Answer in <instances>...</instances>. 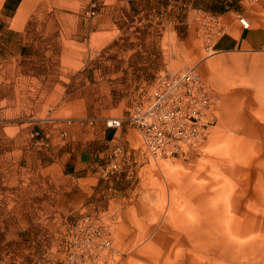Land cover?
I'll return each mask as SVG.
<instances>
[{"label":"rangeland","instance_id":"374dc122","mask_svg":"<svg viewBox=\"0 0 264 264\" xmlns=\"http://www.w3.org/2000/svg\"><path fill=\"white\" fill-rule=\"evenodd\" d=\"M115 1L133 0H28L19 27L15 17L2 21L0 16V264H264V51L212 49L220 35L216 21L224 25L223 33L228 31L226 19L200 8L214 0H160L172 6L166 39L170 63L162 71L132 68L125 73L124 81L108 90L103 106L109 113L99 120L128 117L148 101L157 77L195 67L211 91L216 120L190 159L152 157L138 129L126 122L117 133L124 147L121 166L101 172L113 141L102 158L100 184L72 210L61 166L42 169L36 162L22 163L26 153L20 149L27 139L35 144L41 129L34 104L21 96L20 66L37 65L40 71L54 70L58 63L83 66L86 54L99 45L82 25L99 17L105 2L107 16L123 15L121 4L111 8ZM189 8L203 10L191 15L197 21H187ZM125 22L123 35L103 52L108 60H115L117 48L139 47L132 40L131 21ZM160 34L156 28L144 44L156 68ZM140 76L144 81L138 83ZM133 129L136 138L125 136ZM24 176L43 178L45 203L34 216L27 210V195L15 190L20 185L9 183ZM53 176L60 184L58 207L52 200ZM82 255L88 258L80 263Z\"/></svg>","mask_w":264,"mask_h":264},{"label":"crops","instance_id":"0c3cea01","mask_svg":"<svg viewBox=\"0 0 264 264\" xmlns=\"http://www.w3.org/2000/svg\"><path fill=\"white\" fill-rule=\"evenodd\" d=\"M23 0H1L0 14L2 21L14 19L19 27L23 24L29 8L28 0L21 6ZM3 2V3H2ZM2 3V4H1ZM106 4L101 8L99 17L86 19L85 30H89L90 41L97 42L99 47L86 54L83 66L76 69L74 66L58 63L55 69L40 71L34 65H22L19 72L21 77V96L26 103H33L35 106L36 124L41 129L40 139H35V144H29L26 140L24 159L22 163L36 162L40 168L64 169V179L68 182L65 188L67 192L68 209H78L92 195L96 186L100 184V169L103 156L108 152L117 133L113 128L104 123L94 124H68L69 119H102L107 116L109 109L103 106L108 101V90L114 85L124 81L125 73L134 71H162L170 63V47L166 39L171 33V4L161 3L160 0H133L131 2L115 1V4L122 5L124 14L117 13L114 17L107 16L110 7ZM238 10H231L224 14H213L219 18L226 19L228 31L220 34L215 40L212 49L219 52L235 51H259L264 47V0L258 2H245L241 0ZM20 6V7H19ZM31 5L30 7H32ZM15 8L14 11L12 9ZM19 8V9H18ZM191 8V6H190ZM189 8V9H190ZM18 10V11H17ZM17 12V14H16ZM20 13V14H19ZM193 13L201 14V9H190L187 21H197L191 17ZM209 13V12H206ZM22 14V15H21ZM119 14V15H118ZM127 14V16L125 15ZM16 15V16H15ZM21 15V16H20ZM245 16L250 21L248 29L243 28L238 17ZM23 17V18H22ZM19 22H18V21ZM125 20L131 21L132 40L139 47L125 51L115 50V60H108L105 51L110 42L119 39L123 35ZM83 24V23H82ZM197 24V22H196ZM158 28L160 34V59L156 68L148 61L150 55L148 40L153 37L154 30ZM10 30L16 31L9 26ZM68 38H70L68 36ZM147 43V46L144 44ZM144 46V47H143ZM107 54V53H106ZM63 53L59 55L62 58ZM133 60L132 67L128 59ZM130 66V67H129ZM45 67V66H44ZM144 78L140 76L136 82L141 83ZM15 88V86H14ZM16 90V89H15ZM14 97L15 91L13 92ZM25 101V100H24ZM12 102V101H11ZM67 131L63 139L61 131ZM125 136L136 138V130L128 131ZM48 145L43 147L42 145ZM34 147L33 150H30ZM50 152L47 156L43 151ZM33 152L32 154H29ZM46 158V159H45ZM52 182V200L59 206L60 184L56 177ZM10 184H19L15 188L21 194L27 195V210L31 216L37 215L38 209L44 205L43 178L35 177H12ZM55 184V185H54ZM12 192V188H10Z\"/></svg>","mask_w":264,"mask_h":264},{"label":"built area","instance_id":"2783aa9c","mask_svg":"<svg viewBox=\"0 0 264 264\" xmlns=\"http://www.w3.org/2000/svg\"><path fill=\"white\" fill-rule=\"evenodd\" d=\"M209 17L215 20L213 15ZM238 20L243 28L250 27L245 16L240 15ZM215 24L218 34H222V22L218 20ZM213 104L210 89L197 68L192 67L157 77L147 102L135 106L128 117H106L104 123L120 131L129 122L138 129L146 151L154 158L190 159L208 137L209 128L216 120ZM95 122L99 120L77 118L67 121L68 124L79 125ZM66 134L67 131H62L63 136ZM119 138H114L115 148L109 156L110 161L101 170L104 175L121 166L119 159L124 155V147ZM90 240L88 238V242ZM82 256L80 263L88 258L87 255Z\"/></svg>","mask_w":264,"mask_h":264},{"label":"trees","instance_id":"16d2710c","mask_svg":"<svg viewBox=\"0 0 264 264\" xmlns=\"http://www.w3.org/2000/svg\"><path fill=\"white\" fill-rule=\"evenodd\" d=\"M197 1H205L206 0H195ZM196 7V4H194ZM202 9H206L210 11L213 14H224L231 10H238L240 8L239 0H214L213 2H210L208 4L205 3V6H200ZM15 8L12 9L14 11Z\"/></svg>","mask_w":264,"mask_h":264},{"label":"bare ground","instance_id":"6f19581e","mask_svg":"<svg viewBox=\"0 0 264 264\" xmlns=\"http://www.w3.org/2000/svg\"><path fill=\"white\" fill-rule=\"evenodd\" d=\"M0 2H1V0H0ZM19 14H20V13H19ZM21 15H22V14H21ZM21 15H20V16H21ZM22 18H23V17H22ZM17 21H18V20H17ZM18 22H19V21H18ZM179 210H180V209H179ZM175 213H176V212H175ZM180 214H181V213H180ZM178 215H179V213H178ZM179 218H180V216H179ZM183 219H184V218H183ZM183 219H182V220H183ZM175 221H176V219H175ZM180 223H181V222H180ZM182 223H183V222H182ZM186 224H187V223H186ZM182 225H183V224H182ZM257 226H258V225H257ZM181 227H182V226H180V228H181ZM183 228H184V227H183ZM253 228H254V227H253ZM178 230H179V229H178ZM246 230H247V227H246ZM246 234H247V232H246ZM246 234H245V235H246ZM242 237H243V235H242ZM242 237H241V238H242ZM205 244H206V243H205ZM205 244H204V245H205ZM172 248H173V247H172ZM202 248H203V247H202ZM208 248H209V246H208ZM210 249H211V248H210ZM210 249H209V250H210ZM159 252L161 253V250H160ZM171 253H172V252H171ZM171 253H170V254H171ZM161 254H162V253H161ZM161 254H160V255H161ZM170 254H169V256H170ZM163 255H164V254H163ZM177 255H178V254H177ZM170 260H171V259H170ZM172 262H173V261H172Z\"/></svg>","mask_w":264,"mask_h":264}]
</instances>
